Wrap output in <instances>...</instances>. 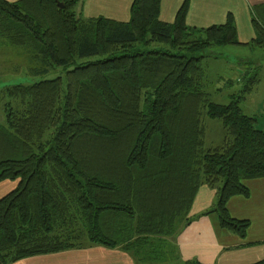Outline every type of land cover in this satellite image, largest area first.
Wrapping results in <instances>:
<instances>
[{"label": "trees", "instance_id": "obj_1", "mask_svg": "<svg viewBox=\"0 0 264 264\" xmlns=\"http://www.w3.org/2000/svg\"><path fill=\"white\" fill-rule=\"evenodd\" d=\"M77 2L0 0V36L31 51L32 74L68 70L66 90L57 77L0 92V182L18 181L0 198V264L92 245L122 248L137 264L177 260L203 185L218 190L204 214L244 238L250 221L227 203L264 178V129L242 96L210 100L201 61L212 46L264 48V2L252 8L249 43L231 13L224 24L189 26V0L172 23L160 19L162 0H133L127 22L83 19ZM152 43L169 49L138 47ZM248 73L246 93L257 82ZM205 116L225 128L221 145L206 147Z\"/></svg>", "mask_w": 264, "mask_h": 264}, {"label": "crops", "instance_id": "obj_2", "mask_svg": "<svg viewBox=\"0 0 264 264\" xmlns=\"http://www.w3.org/2000/svg\"><path fill=\"white\" fill-rule=\"evenodd\" d=\"M185 1L162 0L160 19L168 23L174 22L178 10ZM263 2L264 0H224L222 4L220 0H189L187 24L197 28L220 25L222 22L226 23L229 13L234 14L233 3L234 6L243 3L244 7L251 10L252 7ZM132 3L133 0H78L75 12L86 19L102 16L127 22L130 20ZM235 22L237 26L236 18ZM241 42L247 43L243 40ZM261 128L264 129V121ZM244 184L249 188V196L237 195L227 203L232 217L250 221V227L244 238L223 228L217 213L204 214L216 204L218 190L203 185L199 188L189 212V217L196 218L177 236L179 259L156 264H186V261L192 259L204 264H253L264 260V178L247 180ZM13 264L137 263L132 254L122 248L92 245L32 256Z\"/></svg>", "mask_w": 264, "mask_h": 264}, {"label": "rangeland", "instance_id": "obj_3", "mask_svg": "<svg viewBox=\"0 0 264 264\" xmlns=\"http://www.w3.org/2000/svg\"><path fill=\"white\" fill-rule=\"evenodd\" d=\"M220 3L223 4L224 0H220ZM232 8L235 11L233 15L237 20V28L240 31V33L238 31V39L247 43L251 42L252 37L255 36L251 22L253 7L250 10L248 7H244L243 3L235 4V6L233 3ZM78 16L82 17L81 15ZM138 47L148 50L169 49L167 45L158 43H152L148 47L142 45H138ZM171 51L176 52L175 50ZM205 53L208 56L201 61V66L206 74L204 89L210 95V100L219 104H228L242 96L240 106L244 113L257 117V125L262 127L264 121V48L251 44L212 46L207 48ZM100 58V56H93L79 60L77 64L95 61ZM33 59L29 49L13 45L0 36V92L4 87L10 85L32 84L43 79L57 77L64 80V89L66 90L67 69L53 66L44 74L33 75V66L36 65ZM248 71L247 77H253L257 73V82L252 90L246 93L244 92L245 87L253 84L250 81L240 80L245 77ZM0 100V123H3L5 121L3 104L6 99ZM203 123L206 127V147L211 148L221 145L226 136V130L221 121L205 116ZM17 185L18 181H1L0 198L14 190Z\"/></svg>", "mask_w": 264, "mask_h": 264}, {"label": "water", "instance_id": "obj_4", "mask_svg": "<svg viewBox=\"0 0 264 264\" xmlns=\"http://www.w3.org/2000/svg\"><path fill=\"white\" fill-rule=\"evenodd\" d=\"M59 6H60V8H63V7H64V5H63V4H61V3L59 4Z\"/></svg>", "mask_w": 264, "mask_h": 264}]
</instances>
